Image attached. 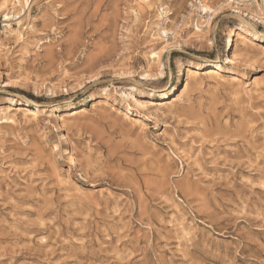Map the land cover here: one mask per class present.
I'll use <instances>...</instances> for the list:
<instances>
[{
	"label": "rangeland",
	"instance_id": "374dc122",
	"mask_svg": "<svg viewBox=\"0 0 264 264\" xmlns=\"http://www.w3.org/2000/svg\"><path fill=\"white\" fill-rule=\"evenodd\" d=\"M29 6L0 0V264H264V0Z\"/></svg>",
	"mask_w": 264,
	"mask_h": 264
},
{
	"label": "bare ground",
	"instance_id": "6f19581e",
	"mask_svg": "<svg viewBox=\"0 0 264 264\" xmlns=\"http://www.w3.org/2000/svg\"><path fill=\"white\" fill-rule=\"evenodd\" d=\"M16 1L18 2V5L20 6L19 10L16 13L14 11H12L10 8H8V10L3 11L4 26L10 32L13 31V26H12L13 23H16V24H18L20 26L21 21L23 20V19H21V17L24 16L25 9H26L27 6H29V0H15V4H16ZM201 5H203V4H201ZM203 6H204V9H206V11H207V8L210 7V6H208V4L207 5H203ZM29 8H30V6H29ZM210 9H211V7H210ZM237 39L243 40V39H247V37L244 34H242L241 32H238L237 33ZM233 47H234V43H233V38L231 36L228 39V48L232 49ZM152 58L154 60L156 59L159 62L160 61V58H161V55H160L159 52L156 51V52H153ZM222 69L223 68H222V65L221 64L214 63V64H211L209 66L208 70H206V72H204L202 74H198V71L197 70L189 69V71L190 72L192 71L191 73H195L193 76L195 77V80L197 81L198 78L203 77V76H214V77H217L218 75H221L220 74V71ZM234 79H238V78L235 77ZM188 90L189 89H188V86H187V87L184 88V90H182L180 92V94H177L175 96V98L171 102H166V103H168V105H174L176 103H180L182 101V99H184L185 95L188 93L187 92ZM148 101L149 102H143V104L145 103V105L147 107H149V108H153V107H157V106H163L164 107L166 105V104H158V103H156V102H154L152 100H148ZM4 112L5 111L2 108H0V117H1V114L4 113ZM32 113H35V112H32ZM5 118L6 119H10L11 117L10 118L5 117Z\"/></svg>",
	"mask_w": 264,
	"mask_h": 264
},
{
	"label": "built area",
	"instance_id": "2783aa9c",
	"mask_svg": "<svg viewBox=\"0 0 264 264\" xmlns=\"http://www.w3.org/2000/svg\"><path fill=\"white\" fill-rule=\"evenodd\" d=\"M1 25H3V22H1V20H0V26H1Z\"/></svg>",
	"mask_w": 264,
	"mask_h": 264
}]
</instances>
